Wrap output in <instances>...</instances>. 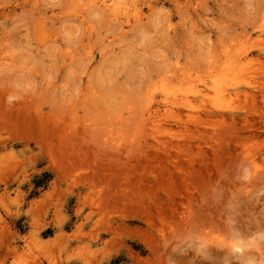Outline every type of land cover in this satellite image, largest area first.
I'll use <instances>...</instances> for the list:
<instances>
[{"label":"rangeland","instance_id":"1","mask_svg":"<svg viewBox=\"0 0 264 264\" xmlns=\"http://www.w3.org/2000/svg\"><path fill=\"white\" fill-rule=\"evenodd\" d=\"M99 2L0 0V264H264V0Z\"/></svg>","mask_w":264,"mask_h":264},{"label":"bare ground","instance_id":"2","mask_svg":"<svg viewBox=\"0 0 264 264\" xmlns=\"http://www.w3.org/2000/svg\"><path fill=\"white\" fill-rule=\"evenodd\" d=\"M99 0H97V2H98ZM116 0H100V4H102L104 7H108L110 10H111V12H112V14L115 16V17H120L121 15H125L126 13V11H125V9L126 8H122L120 5H118L116 2H115ZM138 10L137 9H134V15H136V16H138ZM140 14V13H139ZM126 15H128V13L126 14ZM137 19V18H136ZM215 64V63H214ZM216 65V64H215ZM212 68V67H211ZM211 72V71H210ZM212 76V75H211ZM213 77V76H212ZM212 83H213V87H214V89H217L218 90V87H219V85H220V78L219 77H214L213 79H212ZM209 84V83H208ZM210 85V84H209ZM202 91V90H201ZM200 92V91H199ZM167 99H170V98H168L167 97ZM173 101V100H172ZM177 103V102H176ZM163 104H165V103H163ZM166 105V104H165ZM168 105V104H167ZM167 105H166V107H165V109H167L166 110V113H168V114H173L174 112H173V109H171V111H170V108H168L167 107ZM173 112V113H172ZM167 115V114H166ZM170 116V115H169ZM238 244V243H237ZM236 243L234 244V245H232V247H233V249H235V250H238V251H242V246H240V244L239 245H237ZM263 250V249H262ZM261 250V251H262ZM260 250H258V252H259ZM264 254V253H263Z\"/></svg>","mask_w":264,"mask_h":264}]
</instances>
